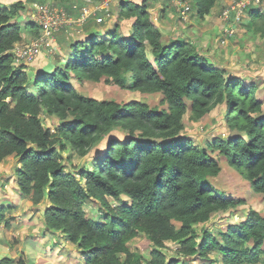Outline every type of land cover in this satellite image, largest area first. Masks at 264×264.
Masks as SVG:
<instances>
[{"label": "trees", "instance_id": "1", "mask_svg": "<svg viewBox=\"0 0 264 264\" xmlns=\"http://www.w3.org/2000/svg\"><path fill=\"white\" fill-rule=\"evenodd\" d=\"M217 1L192 4L203 18ZM22 9V1L0 4V163L17 159L19 191L42 211L45 229L77 246L87 264H190L194 257L216 264L214 253L222 256V264L263 263L259 211L250 210L245 221L226 229L198 228L213 213L235 209L243 200L228 197L210 181L221 172L218 159L182 134L186 114L200 120L225 103L232 133L214 138L210 146L264 194L258 84L230 73L192 41L167 45L148 0L121 3L118 17L132 19L129 34L120 23L108 27L105 37L91 33L63 52L65 62L34 77L30 65L13 64L12 50L23 37L22 23L14 18ZM248 16V31H264L262 10ZM25 23L41 36L35 21ZM72 73L90 81L105 78L122 89L162 93L167 108L86 96L71 81ZM44 111L60 120L55 129L44 124ZM69 149L84 159L81 166L69 162ZM91 199L103 217L88 216L84 206ZM140 235L154 246L150 259L129 246ZM167 241L179 243L178 257L164 252ZM14 262L0 259V264Z\"/></svg>", "mask_w": 264, "mask_h": 264}, {"label": "rangeland", "instance_id": "2", "mask_svg": "<svg viewBox=\"0 0 264 264\" xmlns=\"http://www.w3.org/2000/svg\"><path fill=\"white\" fill-rule=\"evenodd\" d=\"M19 1H22L23 9L19 12V15H16L14 21L22 23L23 37L21 42L17 43L12 50L14 53L13 64L16 66L22 65L23 63L30 65L35 72L33 75L36 77L39 74V70L45 71V69L51 65L58 66L63 63V61L65 62L67 55H64V53L71 49L75 41H85L86 36L91 33L97 32L99 33V37H105V31L108 27H114L120 23L121 31L125 35L129 34L131 31L132 19H121L118 17L120 5L123 1L126 3L131 1L142 3L144 0H0V4L1 6H6ZM157 1L159 0H148L151 13L156 10ZM191 1L192 0H182V8L184 7L187 12L189 9H187V7H191ZM35 3L48 4L54 9L64 10L65 17L62 14L61 21L63 17V23L61 24L60 21L59 27L52 30H44L43 26L40 27L39 24H37L41 36L43 33L46 40L36 49L31 61L27 63L26 60L21 59L19 54L20 51L22 52V48L33 46L34 43H38L37 40L41 37L37 38L38 36H36L33 31H30L31 27L25 25V22L35 21V14L37 12ZM159 3L163 4L159 5L163 7L162 10L167 12L164 16L160 14L159 21L164 18L162 20L164 27L162 28L166 32H170V27L175 23L176 19H179L178 16L182 13V9L180 8L179 10V7L175 5V2L172 0H165ZM258 8L264 12V0L259 6H251L246 10L244 21L240 26V31L238 30L237 34L232 37L226 45L217 48L221 49L223 52H217L219 54L221 53L220 58L222 60L233 62L230 65L232 73L238 76L241 74L247 83L254 81L258 84L259 90L256 95L259 99L263 100L264 111V31L260 30L256 33L250 32L244 25L247 19H249L248 12ZM194 13L195 9L191 17L188 16L187 13L183 15V17L187 16L188 20L186 17L182 22L186 24V21L194 20ZM100 17L103 18L102 21H98ZM157 17V15H153L152 20L155 22ZM197 23L200 26L202 25L200 24L201 22ZM262 26L264 27V25ZM44 31L45 34H49V36H46ZM167 39L169 38L167 37ZM172 43L173 42L166 44L171 45ZM19 48H21L20 51H18ZM229 75L231 76V74ZM70 76L71 81L77 89L89 97L100 100H116L120 103L142 101L149 104L152 108H167V105L162 101L164 97L162 93H142L132 89H122L111 82H106L105 78H102L100 81H90L85 78L78 79L73 73L70 74ZM30 89H34L33 84L30 86ZM42 114L44 124L52 129H55V127L61 123L57 117L48 115L46 111L42 112ZM225 114L226 104L223 103L200 120H193L190 114H186L184 118L185 129L182 134L188 135L193 138L195 143L206 147L209 154L217 158L221 165L220 174L217 177L210 178V181L215 184L217 188L224 191L228 197L243 200L235 209L213 213L209 222L197 225L200 230L204 225L217 231L220 228L226 229L229 224L241 223L246 220L252 209L259 211L264 216V194L254 190L249 181L230 165L228 159L210 146L214 138H220L223 137V135L229 136L232 133L224 119ZM239 133L240 132L237 130L233 132V134ZM65 155L68 156L69 162L74 165L81 166L85 162L84 159L81 160L80 157H77L73 150L69 149L65 152ZM13 161L15 160H11V162L7 163L8 173L12 172ZM1 166H3L2 163H0V179H2L1 171L3 170V173L7 172L5 169L6 163L2 169ZM8 196L10 195L8 194ZM6 197L7 195L0 193V198ZM28 200L29 201L25 200L21 205L23 206L25 204L24 207H26V210H17L18 213L12 218L14 219V224L8 226L9 220H12L10 219L12 216L11 214H7L6 218L0 222V256L16 257L17 260L23 259L26 261V264H57L50 253L45 250V245L53 243L52 240L47 239L50 238V236H47V240H41L39 238L43 235L42 232L44 228L42 226L44 223L42 222V211L35 210L32 201L30 199ZM121 201L122 200H119L113 203H120ZM84 207L88 216L96 218L98 213L101 217L104 216V214L100 213V206H98L93 199L86 201ZM24 214H27V218L30 217V219L25 222L22 220V215ZM17 215L20 216L19 219L16 218ZM1 217L0 214V218ZM7 219L8 221H6ZM20 232L21 234H18ZM55 241H58V239L56 238L54 242ZM129 246L132 251H140L147 259L151 258V250L154 248L146 235L136 237V239L129 243ZM179 247L180 245L177 241H167L166 248L163 250L168 257H178L177 249ZM65 251L69 253L70 249L67 248ZM212 257L217 259L215 262L216 264H222V256L220 254L214 253ZM189 262L190 264H204L198 257L190 258ZM14 264L18 263L14 262ZM257 264H264V261L263 263L259 262Z\"/></svg>", "mask_w": 264, "mask_h": 264}, {"label": "crops", "instance_id": "3", "mask_svg": "<svg viewBox=\"0 0 264 264\" xmlns=\"http://www.w3.org/2000/svg\"><path fill=\"white\" fill-rule=\"evenodd\" d=\"M165 0H159L157 1V6H156V10L153 11V15H157L158 17L156 18L157 22L155 21V25L158 26L162 32H163V39L165 41V43H171L174 42L176 40H185V41H192L194 43L197 44L198 50L204 54H206L207 56L214 58L215 61L218 64L223 65L226 69H228V71H230V73H232V68L230 67V65L233 62H230L228 60L224 61L222 60L220 57L221 53L219 54L217 51H221L223 52L221 49H217L218 47L221 48L222 46L219 45L218 43V38L220 36V31L223 27V21L221 20V13L222 11L228 7V5L230 3H232L233 0H218L215 4V6L212 8L211 12L207 15H205L203 18H200L197 14V10L195 9L194 4H192L191 1V7L188 6V12L186 11L188 16H192V12L195 9V13L193 15V19L191 21H186L187 23L184 24L182 22L183 19H186L187 16L183 17L182 15L178 16V20L176 19L175 23L172 24V26L170 27L169 30H171L170 32H166L162 27H164L163 23H162V19L161 21H159V16L160 14H162L163 16L167 14V12L165 10H162L163 7L159 6V5H163L160 4L159 2H164ZM151 8V7H150ZM185 13V15H186ZM152 15V17H153ZM188 20V17H187ZM197 22H201L200 24H202L201 26L198 25ZM242 30V28H241ZM240 31V29H239ZM167 37L169 39H167ZM215 46V47H214ZM217 49V50H215ZM223 57V56H222ZM217 64V65H218ZM10 160V161H9ZM11 160H15L13 161V166H12V172L8 173V162H11ZM2 165L4 166V164L6 163V170L7 172L3 173L4 171L2 170L1 172V178L0 179V193H4L5 195H7L6 198H0V214H1V218H0V222L3 221L4 218H6L7 214H11V218H14L16 216V214L18 213L17 210H26V207L21 206L22 203L26 200L29 201L27 197L23 196L20 191H19V187L16 181V177H15V166L17 165V159L12 156L4 161L1 162ZM1 166V169L2 167ZM8 194L10 196H8ZM23 218L22 220L25 222L26 220H29V218H27V214L22 215ZM8 218V219H9ZM17 219L20 218V216L17 215L16 217ZM8 219L6 221H8ZM43 219V218H42ZM41 219V220H42ZM14 219L9 220L8 226L14 224L13 222ZM42 222H44V220H42ZM45 223H43V232L39 238L41 240L46 239L47 236H50V239L53 241V243H48L47 245H45L46 247V252H49L50 255L53 257V259L57 262V264H87L85 261V256L83 255L82 251L75 245L69 243L65 237H63V235L61 236V233H50L48 232L47 229H45ZM23 231V230H22ZM1 232V231H0ZM18 234H21L18 233ZM58 239V241H55V239ZM46 239V240H47ZM70 249L69 253H66V249ZM4 257H11V256H0V259L4 258ZM13 259H15V262L17 263L19 260L16 259V257H11Z\"/></svg>", "mask_w": 264, "mask_h": 264}, {"label": "built area", "instance_id": "4", "mask_svg": "<svg viewBox=\"0 0 264 264\" xmlns=\"http://www.w3.org/2000/svg\"><path fill=\"white\" fill-rule=\"evenodd\" d=\"M175 2V5H177L182 9V13L180 16L185 15L186 9L182 8V0H172ZM263 0H234L232 3L226 7L222 13H221V20L223 21V27L220 31V36L218 38L219 45H226L227 42L230 41V39L235 36L240 28L241 23L244 20L245 12L246 10L251 6H259L262 3ZM35 6L37 7V12L35 14V23L39 24V26H43L44 30L47 29H54L59 27L60 21H61V15L65 17L64 10H58L54 9L48 4H39L35 3ZM185 17V16H184ZM103 18H99L98 21H102ZM40 23H39V22ZM63 23V17L61 24ZM45 34V31H44ZM46 35V34H45ZM46 36H49L46 35ZM46 40V37L43 35L37 40L38 43H34L33 46H29L26 48H22V52L20 51L21 48L18 49L20 51V57L22 60H26L27 63L31 61L34 52L36 49L43 43V41Z\"/></svg>", "mask_w": 264, "mask_h": 264}, {"label": "clouds", "instance_id": "5", "mask_svg": "<svg viewBox=\"0 0 264 264\" xmlns=\"http://www.w3.org/2000/svg\"><path fill=\"white\" fill-rule=\"evenodd\" d=\"M244 21V20H243ZM242 24V23H241ZM241 26V25H240ZM240 29V28H239ZM234 37V36H233ZM222 46V45H221Z\"/></svg>", "mask_w": 264, "mask_h": 264}]
</instances>
